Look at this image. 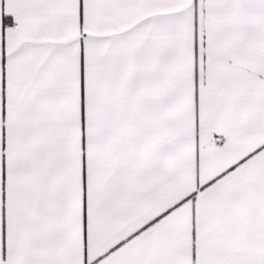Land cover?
<instances>
[{
	"label": "snow or ice",
	"instance_id": "snow-or-ice-1",
	"mask_svg": "<svg viewBox=\"0 0 264 264\" xmlns=\"http://www.w3.org/2000/svg\"><path fill=\"white\" fill-rule=\"evenodd\" d=\"M0 264H264V0H0Z\"/></svg>",
	"mask_w": 264,
	"mask_h": 264
}]
</instances>
